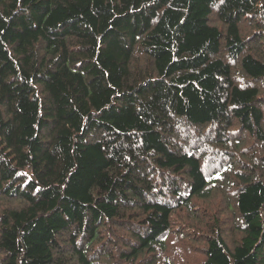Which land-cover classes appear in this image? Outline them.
<instances>
[{"label":"trees","instance_id":"1","mask_svg":"<svg viewBox=\"0 0 264 264\" xmlns=\"http://www.w3.org/2000/svg\"><path fill=\"white\" fill-rule=\"evenodd\" d=\"M0 264H264V0H0Z\"/></svg>","mask_w":264,"mask_h":264}]
</instances>
